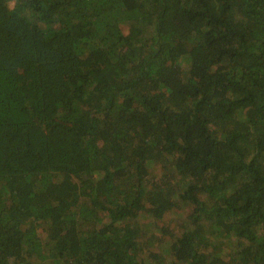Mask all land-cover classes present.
I'll return each mask as SVG.
<instances>
[{
	"label": "trees",
	"instance_id": "obj_1",
	"mask_svg": "<svg viewBox=\"0 0 264 264\" xmlns=\"http://www.w3.org/2000/svg\"><path fill=\"white\" fill-rule=\"evenodd\" d=\"M170 211L264 264V0H0V264H141Z\"/></svg>",
	"mask_w": 264,
	"mask_h": 264
},
{
	"label": "rangeland",
	"instance_id": "obj_2",
	"mask_svg": "<svg viewBox=\"0 0 264 264\" xmlns=\"http://www.w3.org/2000/svg\"><path fill=\"white\" fill-rule=\"evenodd\" d=\"M158 171H160L158 166L152 170L153 173ZM186 206L187 205L183 204V208H186ZM173 211L168 212L160 219L154 216L140 214L139 218L142 224L141 230H143V236L140 238L141 241L139 242V244H142V247L139 248V259L141 260V264H181L180 261L176 260L171 255L162 254L164 251L163 248L168 249L170 245L169 240L165 236V240L160 242L161 245L156 244L159 236L164 234L163 227H167L169 233L171 230L175 231V233H179L180 224L184 220L187 211L181 212V214ZM121 224L122 222H120V225ZM157 242L159 243V241Z\"/></svg>",
	"mask_w": 264,
	"mask_h": 264
}]
</instances>
